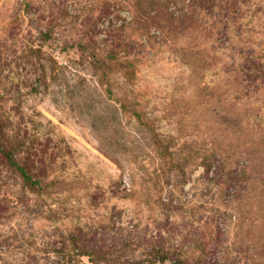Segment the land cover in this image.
<instances>
[{
  "label": "rangeland",
  "instance_id": "374dc122",
  "mask_svg": "<svg viewBox=\"0 0 264 264\" xmlns=\"http://www.w3.org/2000/svg\"><path fill=\"white\" fill-rule=\"evenodd\" d=\"M0 264H264V0H0Z\"/></svg>",
  "mask_w": 264,
  "mask_h": 264
},
{
  "label": "trees",
  "instance_id": "16d2710c",
  "mask_svg": "<svg viewBox=\"0 0 264 264\" xmlns=\"http://www.w3.org/2000/svg\"><path fill=\"white\" fill-rule=\"evenodd\" d=\"M7 157L9 158L10 163L12 165H14L16 167V169H18V171L20 172L22 178L25 181H27V182H29L31 184H35L36 183V181L32 180L31 177L27 174L26 169H24V167L17 165L16 162H14V161L11 160V158H10L9 155Z\"/></svg>",
  "mask_w": 264,
  "mask_h": 264
}]
</instances>
